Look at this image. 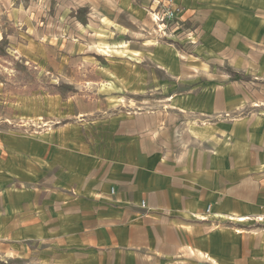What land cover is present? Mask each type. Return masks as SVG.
<instances>
[{"label": "crops", "instance_id": "0c3cea01", "mask_svg": "<svg viewBox=\"0 0 264 264\" xmlns=\"http://www.w3.org/2000/svg\"><path fill=\"white\" fill-rule=\"evenodd\" d=\"M106 1L47 38L64 0H15L0 30L50 81L0 83V264H264V0H172L194 48Z\"/></svg>", "mask_w": 264, "mask_h": 264}, {"label": "rangeland", "instance_id": "374dc122", "mask_svg": "<svg viewBox=\"0 0 264 264\" xmlns=\"http://www.w3.org/2000/svg\"><path fill=\"white\" fill-rule=\"evenodd\" d=\"M14 1L15 0H0V30L7 29L10 31V28L17 30V27H14L12 21L8 19L13 9L12 2ZM34 1L38 3L40 2L39 4H41V0ZM167 1L168 0H165L164 2L158 0H142V2L150 8L149 20L145 23V26L147 27L142 26L143 33L147 36H153L158 42L179 45L183 41V44H180L182 47H196L203 37L202 28L199 26V23L195 22L193 14H186V10L178 4L172 2L173 5H176L183 10L182 16L172 23H166L164 21H158L161 24L155 23V15L160 13L162 4ZM64 3H66L69 9L67 22L63 21L59 23L57 19H54V24L48 25V27L46 26V29H48L49 32L45 37L55 38L56 36H60L62 34L60 28L67 26L70 28L68 22L72 21L71 24L76 23L80 12L87 13V15L98 13L99 8L108 5V1L106 0H64ZM3 5L6 9L2 7ZM151 7H154V9H151ZM48 13H51V11L48 10ZM95 19L97 20L98 17ZM175 33L178 35L174 38L172 36L175 35ZM89 37H91V35H89ZM74 40L77 42L79 39L74 36ZM11 51L12 50L8 47V43H6L5 39L0 41V83L5 84L11 91L22 93L37 91V89L42 86L40 83H43L44 86L42 87L44 90L41 91L49 92L50 81L45 83L41 79L39 80L38 72H40V69L32 64H24V62H21L22 60H20L19 55L12 53ZM76 70L78 78L87 79L90 76V72L85 70L82 66L77 67ZM46 73L51 74L50 71H46ZM65 87L68 89H65ZM59 90L60 93L64 95H71L73 93V90L66 85L59 84Z\"/></svg>", "mask_w": 264, "mask_h": 264}, {"label": "built area", "instance_id": "2783aa9c", "mask_svg": "<svg viewBox=\"0 0 264 264\" xmlns=\"http://www.w3.org/2000/svg\"><path fill=\"white\" fill-rule=\"evenodd\" d=\"M172 2V0H168L162 4L160 13L155 15V23L161 24L160 22L162 21L166 23H172L183 15V10L176 5H173ZM256 221L261 223L264 221V218H256Z\"/></svg>", "mask_w": 264, "mask_h": 264}, {"label": "bare ground", "instance_id": "6f19581e", "mask_svg": "<svg viewBox=\"0 0 264 264\" xmlns=\"http://www.w3.org/2000/svg\"><path fill=\"white\" fill-rule=\"evenodd\" d=\"M229 220H232V221H235V222H239V223H242L243 222V220L240 219V218H233V219H229Z\"/></svg>", "mask_w": 264, "mask_h": 264}, {"label": "trees", "instance_id": "16d2710c", "mask_svg": "<svg viewBox=\"0 0 264 264\" xmlns=\"http://www.w3.org/2000/svg\"><path fill=\"white\" fill-rule=\"evenodd\" d=\"M65 89H68L67 87H65Z\"/></svg>", "mask_w": 264, "mask_h": 264}]
</instances>
